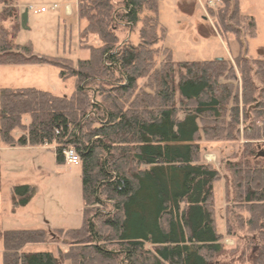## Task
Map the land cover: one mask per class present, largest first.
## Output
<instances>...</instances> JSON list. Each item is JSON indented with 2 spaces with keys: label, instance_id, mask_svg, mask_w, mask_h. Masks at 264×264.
Masks as SVG:
<instances>
[{
  "label": "trees",
  "instance_id": "16d2710c",
  "mask_svg": "<svg viewBox=\"0 0 264 264\" xmlns=\"http://www.w3.org/2000/svg\"><path fill=\"white\" fill-rule=\"evenodd\" d=\"M17 1L0 0V66L50 65L62 81L75 80L70 97L36 88L0 90L4 146H56L58 165H65L66 150L80 158L84 224L53 230L70 241L60 256L70 264H217L226 253L215 214L220 173L200 162L199 143L243 140L225 167L227 212L237 210L235 223L250 235L256 248L251 264H264V48L256 60L245 57L246 48L233 61L176 64L161 46L159 0H78L85 23L80 47L90 55L75 64L14 43ZM220 1L217 32L233 34L244 49L243 33L257 37L255 18L241 14L240 0ZM179 8L195 13L185 3ZM10 20L16 21L12 30L3 25ZM136 29L138 45L131 38ZM92 38L100 44L91 45ZM36 195L33 186L14 187L13 211ZM232 230L228 222V235ZM51 236L43 229L0 231L3 264H60L53 253L26 252Z\"/></svg>",
  "mask_w": 264,
  "mask_h": 264
},
{
  "label": "rangeland",
  "instance_id": "374dc122",
  "mask_svg": "<svg viewBox=\"0 0 264 264\" xmlns=\"http://www.w3.org/2000/svg\"><path fill=\"white\" fill-rule=\"evenodd\" d=\"M241 14L255 18L257 37L242 38L247 47L242 49L236 37L229 34L220 36L217 32V16L223 3L220 0H159V24L165 31L163 49L173 53V61L203 62L229 58L232 61L238 55H246L256 60L261 57L264 48V0H240ZM209 2L215 8L208 9ZM185 3L186 8L195 13L192 16L181 12L179 5ZM188 4V7H187ZM20 19L17 22V35L14 43L20 46L32 45L36 55L54 58H66L75 64L79 60H87L89 52L80 46V31L83 22L78 13V0H18ZM57 7V10H53ZM70 7V11L67 8ZM211 8V7H210ZM2 7L0 5V13ZM46 9L45 13H36ZM28 12V21L24 27L22 15ZM16 21H7L4 27L12 30ZM239 30L234 23H230ZM138 30L133 34L132 42L138 45ZM99 41L91 39V45H99ZM163 54V53H162ZM163 55L157 59V66L163 61ZM145 81H141L144 85ZM2 88H36L51 92L57 96L70 97L75 91V80L64 82L60 79V70L50 65L0 66V90ZM28 123V119H25ZM17 131L16 135H22ZM200 162L211 166L220 173V179L214 184L215 214L217 231L223 236L226 253L216 259L217 264H251L248 256L256 249L250 244L247 230L239 229L234 221L238 212L231 209L227 212L225 196L226 163L242 150L244 141H201ZM0 147L4 146L0 139ZM55 147H34L13 151H0L1 181L0 219L4 220L3 229L10 230H42L51 229V239L46 244L30 245L27 253H53L60 264H70L60 256L66 252L70 241L60 239L53 230H77L84 224V200L82 191V167L58 165ZM17 186H33L37 195L24 208L13 211L11 190ZM245 219L248 214L243 213ZM228 222L233 228L228 235ZM61 227V228H60ZM236 249V250H235ZM235 250L236 252H232ZM245 250L246 257H240Z\"/></svg>",
  "mask_w": 264,
  "mask_h": 264
},
{
  "label": "built area",
  "instance_id": "2783aa9c",
  "mask_svg": "<svg viewBox=\"0 0 264 264\" xmlns=\"http://www.w3.org/2000/svg\"><path fill=\"white\" fill-rule=\"evenodd\" d=\"M209 5L211 8H215V3L214 2H209ZM53 10H57V7H54ZM67 11H70V7L67 8ZM46 9H41L40 11H36V13H45ZM64 158L65 162L68 165L72 166H79L81 164L79 156L73 151V150H66L64 152Z\"/></svg>",
  "mask_w": 264,
  "mask_h": 264
},
{
  "label": "crops",
  "instance_id": "0c3cea01",
  "mask_svg": "<svg viewBox=\"0 0 264 264\" xmlns=\"http://www.w3.org/2000/svg\"><path fill=\"white\" fill-rule=\"evenodd\" d=\"M84 26H85V23L83 24V27ZM17 149H20V150L21 149H29V147H27V148H11V147L3 148V147H0V151L1 150H3V151H13V150H17ZM0 163H1V155H0ZM1 190H2V188H1ZM0 194H1V191H0ZM10 199H11V196H10ZM3 223H4V220L0 219V231H7V229H3L2 228ZM8 230H10V229H8ZM43 230H47V229H43ZM57 230H59V229H57ZM49 231H51V229H49ZM3 253H4L3 244H2V242H0V264H3Z\"/></svg>",
  "mask_w": 264,
  "mask_h": 264
},
{
  "label": "water",
  "instance_id": "95a60500",
  "mask_svg": "<svg viewBox=\"0 0 264 264\" xmlns=\"http://www.w3.org/2000/svg\"><path fill=\"white\" fill-rule=\"evenodd\" d=\"M27 21H28V12L26 11V12H24V14L22 15V24H23L24 27L26 26ZM259 156L262 157V158H264V152H261V153L259 154Z\"/></svg>",
  "mask_w": 264,
  "mask_h": 264
}]
</instances>
